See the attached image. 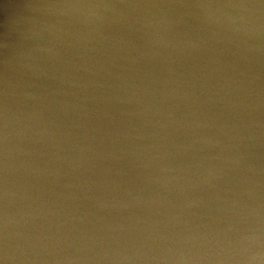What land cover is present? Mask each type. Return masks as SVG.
Segmentation results:
<instances>
[{
	"label": "water",
	"instance_id": "95a60500",
	"mask_svg": "<svg viewBox=\"0 0 264 264\" xmlns=\"http://www.w3.org/2000/svg\"><path fill=\"white\" fill-rule=\"evenodd\" d=\"M220 18L234 43L212 26ZM55 68L68 76L54 78ZM166 100L178 108L161 112L164 124L180 123L146 131L143 151L120 150L115 129L106 149L77 143L86 127L57 129L95 106L120 130L143 113L155 122ZM119 161L130 166L122 186L115 171L101 176V163ZM205 199L224 214L203 210L198 231L179 215ZM76 221L113 237L118 254L148 249V236L176 223L210 237L191 252L170 237L178 261L168 264H264V0H0V264H64L61 252L87 234L64 236Z\"/></svg>",
	"mask_w": 264,
	"mask_h": 264
},
{
	"label": "rangeland",
	"instance_id": "374dc122",
	"mask_svg": "<svg viewBox=\"0 0 264 264\" xmlns=\"http://www.w3.org/2000/svg\"><path fill=\"white\" fill-rule=\"evenodd\" d=\"M101 9V7L99 8ZM94 14V11H85L82 13L81 17H92ZM217 18V16H216ZM168 22H175V21H168ZM177 23V22H175ZM179 25L180 29H183L180 25V23H177ZM225 20L223 18L219 19V22L215 24V22L212 23V26H214L216 29H218L230 42L234 43V33L231 31L228 34H226L225 30ZM57 72L54 73V78L57 77H67V74L63 73V70L61 69H54ZM148 88V94L149 97L153 100L159 101L158 93L154 91V89H151L150 81L147 83ZM168 89H174L172 87H169ZM180 90V89H179ZM181 94L185 96V104L192 105L193 104V98L194 94L190 91H185ZM146 103H143L140 105V107L145 110ZM162 110L159 108L160 105H158V116L156 117V121H145V113L141 115V123H131L129 120H123L121 122L122 129L116 128V123L110 122L112 128L110 125H107V122L104 120L103 117V109L97 106L91 108H87L88 111L91 112L92 116L91 118H86L83 121H77L75 123H68V122H62L57 125L58 127H61L62 133H67L69 136H72V134L80 135L82 130L86 127V129L83 130V135L79 136L80 138L77 140V143H83L87 142L91 147L96 146L97 144L103 143L104 148L106 149V143H109L110 140H113V130L115 129V138H117L119 135L122 137V141L120 145H117L120 150H128L132 146L140 149L143 151V139L146 131H151L152 127L153 130L160 134L163 130V127L165 125V130L170 132V128L174 125H177L180 123L178 121L177 116H173V119L171 122H168L164 124V118H162L161 112H165L166 114L169 112H173L176 108H178V105L176 104L175 100L168 101L166 100L164 103H162ZM46 108L48 106L46 105ZM195 112H202V107L197 105L194 107ZM217 109L215 113L220 114L224 107L215 106ZM48 109H51L55 116L60 117L62 119L61 113L63 111L62 107H60L57 104H52ZM176 113V112H175ZM174 113V114H175ZM152 115V114H151ZM216 120L218 118L216 117ZM111 121V120H110ZM114 121V120H113ZM188 121L184 122L185 129L183 132L186 133V129L188 127ZM107 125V128L105 127ZM133 132V133H132ZM109 135V139L105 137V135ZM232 146H238L240 148H243L241 144H239L238 141H234L232 138L229 139ZM181 143H184V139H180ZM167 146L164 144L163 141H161V144L159 148L163 150V147ZM7 150L10 152H15L17 154H28L25 151H21L14 147H8L6 146ZM55 148V147H54ZM147 148V147H146ZM56 151V150H55ZM55 151L53 152V155L55 156V159L52 160L53 162H56L58 158H62V162L65 163V154H56ZM29 155V154H28ZM140 159V158H139ZM138 159V161H139ZM102 169L101 176L102 177H109L111 180L114 176L113 171H115L117 175V179H113V182L117 184L118 186H122L121 183L122 180L128 179V172L126 169H128L130 166L127 161H119V162H113L111 165L108 162L101 163ZM76 173V172H74ZM132 182V181H131ZM100 183V182H99ZM98 184V183H97ZM247 194H249L252 198L254 197V194H256L251 188L243 190ZM245 196V199H248V196ZM199 206H194L190 210H182V214L179 215L180 219H190L191 221H198L197 225L194 227L196 230H205L206 224L209 221V219L200 220V215L203 212V210H208V212H214L215 215L223 216L224 213H217L222 212L223 209H212L211 208V201L203 200L201 202H196ZM154 205L161 206L159 203H154ZM115 213L117 214H124V210L122 209H116ZM206 214V211L203 212ZM205 218V217H204ZM189 225L186 224H170L165 232V234L160 233L159 231H154L151 236L147 237V243H150V247L148 249H141L136 248L135 252H132L127 248V250L123 253H116V250L112 247H114V238L110 235H107L106 232L98 233L96 232L95 228L93 229L89 228V223H85L82 221H76L72 222L71 224L68 223V226L66 228V232L64 236H69L70 234L73 235V233L82 234L87 233L84 238L78 242H72L70 244L69 248H66L61 252V255L65 257L66 261H64V264H100L99 261L101 259V262L103 264H168L169 262H177L178 259L176 257H169L168 252H176L178 250L171 248L168 246V239L173 238L176 239L179 243H181L187 250L190 249V252L197 248L195 245L198 244V240H202L201 237H210L209 232H200L199 236L198 234L193 235L194 228L193 226L188 228ZM186 229L187 232L185 234H180L177 231H182ZM94 233V234H92ZM160 233V234H159ZM55 236L57 238L62 236V231L60 230V227H58L57 232L55 233ZM105 238H108L109 240L105 241ZM70 240V239H69ZM68 240V241H69ZM109 243L110 245H108ZM196 251V250H195ZM4 253V252H2ZM185 258L187 257L186 254ZM183 257V255H178V258L180 259ZM185 262V261H184ZM183 264H193V263H183Z\"/></svg>",
	"mask_w": 264,
	"mask_h": 264
}]
</instances>
